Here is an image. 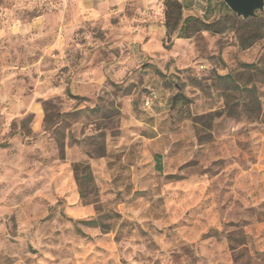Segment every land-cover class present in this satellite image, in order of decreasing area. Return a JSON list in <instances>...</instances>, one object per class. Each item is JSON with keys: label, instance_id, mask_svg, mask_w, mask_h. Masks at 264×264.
Here are the masks:
<instances>
[{"label": "rangeland", "instance_id": "rangeland-1", "mask_svg": "<svg viewBox=\"0 0 264 264\" xmlns=\"http://www.w3.org/2000/svg\"><path fill=\"white\" fill-rule=\"evenodd\" d=\"M0 264H264V12L0 0Z\"/></svg>", "mask_w": 264, "mask_h": 264}, {"label": "water", "instance_id": "water-1", "mask_svg": "<svg viewBox=\"0 0 264 264\" xmlns=\"http://www.w3.org/2000/svg\"><path fill=\"white\" fill-rule=\"evenodd\" d=\"M231 12L243 21L264 12V0H222Z\"/></svg>", "mask_w": 264, "mask_h": 264}, {"label": "trees", "instance_id": "trees-1", "mask_svg": "<svg viewBox=\"0 0 264 264\" xmlns=\"http://www.w3.org/2000/svg\"><path fill=\"white\" fill-rule=\"evenodd\" d=\"M235 17L238 18L236 15H235ZM255 19H256V17H255V18H252V19H249V20H252V21H253V20H255ZM182 20H183V19H182L181 15H178L177 23H176L177 26L181 24V21H182ZM249 20H246V21H243V20H242V22L246 23V22L249 21ZM183 22H184V21H183ZM214 32H215V31H214ZM215 33H218V32L216 31ZM242 47H243L244 49H247V48L250 47V44H249V45H243ZM90 224H96V223H90Z\"/></svg>", "mask_w": 264, "mask_h": 264}, {"label": "built area", "instance_id": "built-area-1", "mask_svg": "<svg viewBox=\"0 0 264 264\" xmlns=\"http://www.w3.org/2000/svg\"><path fill=\"white\" fill-rule=\"evenodd\" d=\"M148 103L146 102V105H147Z\"/></svg>", "mask_w": 264, "mask_h": 264}, {"label": "crops", "instance_id": "crops-1", "mask_svg": "<svg viewBox=\"0 0 264 264\" xmlns=\"http://www.w3.org/2000/svg\"><path fill=\"white\" fill-rule=\"evenodd\" d=\"M70 181V180H69ZM76 197V195H74Z\"/></svg>", "mask_w": 264, "mask_h": 264}]
</instances>
